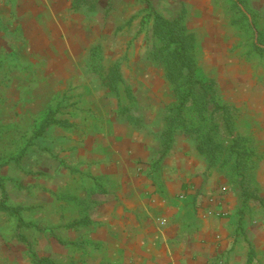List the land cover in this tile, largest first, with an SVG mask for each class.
I'll use <instances>...</instances> for the list:
<instances>
[{
  "label": "rangeland",
  "instance_id": "374dc122",
  "mask_svg": "<svg viewBox=\"0 0 264 264\" xmlns=\"http://www.w3.org/2000/svg\"><path fill=\"white\" fill-rule=\"evenodd\" d=\"M72 1L66 0L69 6L64 9L63 18L77 20L83 29L89 30L88 40L70 36L68 43L90 45L88 54L93 45L99 44L93 53L97 62L86 61V55L85 69L80 73L82 81L72 80L65 87L54 86L47 96L31 102L38 95L39 79L44 78L45 61L39 56L26 60L21 54L0 49V78H4L0 80V151L14 149L17 143L9 142L10 138L28 130L33 119L47 107H57V117L70 122L68 126L47 128L19 164L11 161L0 166V177L7 180V203L29 207L20 213L22 224L0 212V264H31L27 245L17 239L18 233L27 237L37 255L61 264H117L110 260L108 247L89 239L85 231L89 224L68 226V223L74 218L88 217L91 203L88 196L98 188V182L102 183L101 178L90 177L80 157L83 144L94 146L95 141L107 137L95 135V127L101 131L123 124L138 130L148 127L156 137L159 152L162 150L166 107L175 101V95L162 67L149 55L150 8L168 18L184 16L188 29L197 39L200 75L216 81L221 100L235 108L236 132L250 136L263 153L248 187L254 197L246 202L242 227L237 229L240 189L224 173L209 168L196 150L206 166L198 173L201 183L192 192L194 206L200 209L203 218L215 217L220 221L216 226L219 231L213 237L220 248L206 262L247 264L252 248L251 264H264V57L252 51L251 33L243 28L244 18L230 0H77L73 5ZM241 7L250 20L262 23L264 0H244ZM7 34L22 41L19 32ZM256 36L255 32V39ZM60 46L63 53L53 55L54 63L72 59L83 62L81 51L76 56L66 55L68 48L64 44ZM100 63L112 69L120 68L130 98L121 91L117 99L101 85L95 72ZM23 69L29 73L32 84L10 85L7 76H18ZM88 70L97 75L98 84L86 80L84 74ZM178 132L195 148L192 139L180 130L175 134ZM151 170L157 172L155 167ZM186 191L175 196L184 202V195H190ZM30 221L35 225H26Z\"/></svg>",
  "mask_w": 264,
  "mask_h": 264
},
{
  "label": "crops",
  "instance_id": "0c3cea01",
  "mask_svg": "<svg viewBox=\"0 0 264 264\" xmlns=\"http://www.w3.org/2000/svg\"><path fill=\"white\" fill-rule=\"evenodd\" d=\"M68 6L66 0H0V49L21 54L26 60L39 56L46 64L44 78L36 85L38 95L31 102L47 96L54 86L82 81L80 73L85 69L90 45L71 46L67 40L81 36L86 41L89 29H83L77 20L63 18ZM10 32H19L22 41L9 36ZM61 44L68 48L66 55L76 56L81 51L83 62L72 59L54 63L53 55L63 53ZM28 75L23 69L7 79L10 85L21 82L29 86L32 79ZM84 75L98 84L95 73ZM94 130L95 135L107 137L95 141L94 146L83 144L80 155L87 173L94 180L102 179L88 196L90 223L85 231L89 239L108 247L110 260L117 264H207L220 248L213 238L219 231V220L203 218L194 206L192 192L201 183L198 173L206 164L192 143L178 132L171 148L160 158L156 137L148 127L138 130L123 124ZM154 167L157 172L151 170ZM184 190L190 195H184L181 202L175 194ZM204 190L209 192L207 187Z\"/></svg>",
  "mask_w": 264,
  "mask_h": 264
},
{
  "label": "trees",
  "instance_id": "16d2710c",
  "mask_svg": "<svg viewBox=\"0 0 264 264\" xmlns=\"http://www.w3.org/2000/svg\"><path fill=\"white\" fill-rule=\"evenodd\" d=\"M76 1L73 0L72 5ZM230 1L236 12L244 18V31L251 33L249 44L252 51L264 57V16L262 23L259 24L255 19L250 20L247 14L242 11L241 5L244 0ZM148 14L152 18V42L149 55L153 62L162 67L175 95V101L166 107L165 128L161 133L160 158L170 149L177 130L192 139L196 150L206 159L208 167L224 173L240 189L242 201L241 207L237 211L236 226L237 229H240L245 204L254 197L248 187L252 182L258 160L263 156V153L257 149L250 136L236 132L235 108L221 100L216 81L200 75L197 65V39L195 33L188 29L184 16L179 14L168 18L151 8ZM255 32L257 33L256 39L254 38ZM98 45H93L89 49L86 61L97 62L93 53L97 51ZM98 52L102 59L100 46ZM111 67L100 63L96 69L95 72L99 75L101 85L112 95L114 94L117 99L120 98L121 91L130 98L131 92L128 86L123 83L124 79L120 68L117 66L112 69ZM58 110L57 107L54 109L47 107L33 119L28 130L20 133L17 137L12 136L9 142L16 141L17 144L12 150L0 151V166L11 161L19 164L29 148L35 145V139L43 136L50 126H68L70 122L67 119L57 117ZM91 178L94 180L93 177ZM6 181L4 177H0V212L16 218L18 223L22 224L20 213L29 207L7 203ZM15 184L21 188L19 183L15 182ZM89 223L88 217L74 218L68 223V226ZM26 225L34 226L35 224L30 221ZM16 237L27 245V254L31 264H61L47 256L37 255L32 250L31 243L26 236L18 233ZM61 243L63 242L61 241ZM252 251L250 248L247 264H251Z\"/></svg>",
  "mask_w": 264,
  "mask_h": 264
}]
</instances>
